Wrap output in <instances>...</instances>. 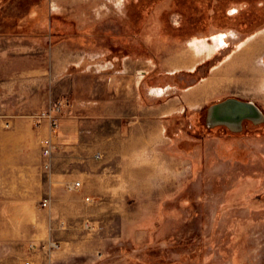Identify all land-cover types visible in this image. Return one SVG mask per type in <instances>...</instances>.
<instances>
[{
    "label": "rangeland",
    "instance_id": "rangeland-1",
    "mask_svg": "<svg viewBox=\"0 0 264 264\" xmlns=\"http://www.w3.org/2000/svg\"><path fill=\"white\" fill-rule=\"evenodd\" d=\"M203 38L214 48L195 56L189 43L202 45ZM220 39L224 43H215ZM254 39L259 52L233 64L243 68L238 76L207 78L213 94L200 108H181L175 124L179 179L150 190L148 205L132 198L109 213L86 196L68 205L79 187L46 184L40 166L31 185L29 160L7 156L14 144L6 137L4 227L36 233V249L26 239L23 254L46 245V264H264V119L244 121L238 131L205 122L208 105L232 94L255 100L264 117V67L255 64L264 63V0H0V47L20 43L21 69L29 65L23 60L29 49L44 54L51 47L54 66L62 54L131 55L149 59L150 78L176 82L182 95L203 74L230 65L226 51ZM188 53L190 62L181 65L193 69L197 62L195 72L165 66ZM3 57L0 76L10 71L11 57ZM18 162L25 167L20 184L12 173Z\"/></svg>",
    "mask_w": 264,
    "mask_h": 264
},
{
    "label": "crops",
    "instance_id": "crops-1",
    "mask_svg": "<svg viewBox=\"0 0 264 264\" xmlns=\"http://www.w3.org/2000/svg\"><path fill=\"white\" fill-rule=\"evenodd\" d=\"M198 40L210 45L206 38ZM256 41H240L238 51H226L224 59L229 57L230 65L218 74H203L200 80L184 88V95L176 82L150 78L147 58L82 52L66 57L62 54L60 64L54 66L56 56L50 47L44 54L37 53L36 49L25 51L23 60L29 65L21 69L20 43L8 41L11 42L8 48L0 47V57H11V64L7 65L10 71L0 76V190L5 186L6 143L9 142L6 137L11 136L14 148L7 156L29 160L31 185L37 184L38 166L48 177L46 184L51 186L70 188L80 182L78 198L67 199L66 204L77 206L84 196L86 200L92 197L99 205L109 207V213L112 207L125 206L126 200L132 198L148 205L150 190L164 189L165 184L179 179L175 125L179 113L186 108H200L213 94L212 81L207 86L210 78L238 76L237 71L243 68L233 64L240 62V58L248 61L255 56L260 49L255 50ZM215 43H224V39ZM191 49L195 56L208 52L197 54L192 46ZM38 56L44 58V64H38L41 61ZM190 60L191 53L186 57L173 56L171 64L165 63V66H171V71L183 67L195 72L197 62L193 69L181 65ZM62 96H68L71 104L60 117L56 133H52L46 121L36 124L31 115ZM230 96L244 99L236 94ZM244 100L255 103L253 99ZM48 139L56 148L45 156L43 146ZM42 157L44 161L38 163ZM24 168L19 162L13 165L14 183L20 184ZM4 206L5 200L0 197V264H21L23 258L33 264H46V245L32 255L23 254L26 239H29L28 245L37 244L31 239L36 235L34 229L5 230ZM32 220L35 221L34 214H29V222Z\"/></svg>",
    "mask_w": 264,
    "mask_h": 264
},
{
    "label": "water",
    "instance_id": "water-1",
    "mask_svg": "<svg viewBox=\"0 0 264 264\" xmlns=\"http://www.w3.org/2000/svg\"><path fill=\"white\" fill-rule=\"evenodd\" d=\"M211 120L216 123H233L240 125L243 118L262 117L259 108L252 101H243L235 97H227L208 107Z\"/></svg>",
    "mask_w": 264,
    "mask_h": 264
},
{
    "label": "built area",
    "instance_id": "built-area-1",
    "mask_svg": "<svg viewBox=\"0 0 264 264\" xmlns=\"http://www.w3.org/2000/svg\"><path fill=\"white\" fill-rule=\"evenodd\" d=\"M71 104V100L68 96H62L57 100L53 101L48 105L47 108L38 111L31 115L32 119L36 122V124H42L43 122H47L49 124L50 130L52 133H56L59 125L60 117L65 113L66 109ZM56 148V144L51 140L48 139L43 146V154L48 156L51 154L53 149ZM80 182L77 181L74 186L78 187ZM48 199H44L43 205H48ZM35 244L31 245V248H34ZM24 264H33L30 260H26Z\"/></svg>",
    "mask_w": 264,
    "mask_h": 264
},
{
    "label": "flooded vegetation",
    "instance_id": "flooded-vegetation-1",
    "mask_svg": "<svg viewBox=\"0 0 264 264\" xmlns=\"http://www.w3.org/2000/svg\"><path fill=\"white\" fill-rule=\"evenodd\" d=\"M229 97H231V96H229ZM225 98H227V97H225ZM224 98V99H225ZM236 98V97H235ZM237 99H239V100H243V101H249V100H244V99H240V98H237ZM221 100H223V99H221ZM221 100H217L216 102H218V101H221ZM216 102H214V103H216ZM211 104H213V102L211 103ZM210 104V105H211ZM210 105H208V107L210 106ZM255 105L259 108V106L255 103ZM208 107L206 108V111H205V122H206V124L207 125H212V126H215V125H222V126H224L225 128H227L228 130H230V131H238V130H240L241 128H242V126H243V122L244 121H247V122H251V123H254V124H259L260 122H262L263 121V114H262V117L260 118V117H258V118H254V119H252V118H243L242 120H241V122H240V127H235L234 126V124L233 123H214L213 121L214 120H211V115L209 114V111H208ZM259 110H260V108H259ZM261 111V110H260ZM262 113V112H261ZM257 121V122H256Z\"/></svg>",
    "mask_w": 264,
    "mask_h": 264
},
{
    "label": "bare ground",
    "instance_id": "bare-ground-1",
    "mask_svg": "<svg viewBox=\"0 0 264 264\" xmlns=\"http://www.w3.org/2000/svg\"><path fill=\"white\" fill-rule=\"evenodd\" d=\"M190 45L192 46V48H194L196 50L197 54H198V52H202L203 53V52H206V51H209L210 49H212V46L207 45L206 43H203L202 45H200V44H197L195 42H191ZM256 61L257 62L255 64H257V66L260 67V65H263V67H264V63L262 64L260 59H257ZM252 119H254V118H252ZM234 126L237 127V128L240 127L239 124L238 125L234 124Z\"/></svg>",
    "mask_w": 264,
    "mask_h": 264
}]
</instances>
